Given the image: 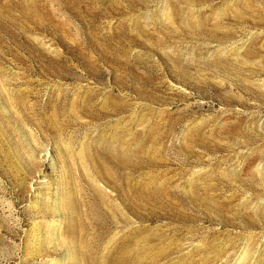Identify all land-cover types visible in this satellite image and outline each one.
I'll return each instance as SVG.
<instances>
[{"label": "rangeland", "instance_id": "1", "mask_svg": "<svg viewBox=\"0 0 264 264\" xmlns=\"http://www.w3.org/2000/svg\"><path fill=\"white\" fill-rule=\"evenodd\" d=\"M123 246L264 264V0H0V264Z\"/></svg>", "mask_w": 264, "mask_h": 264}, {"label": "bare ground", "instance_id": "2", "mask_svg": "<svg viewBox=\"0 0 264 264\" xmlns=\"http://www.w3.org/2000/svg\"><path fill=\"white\" fill-rule=\"evenodd\" d=\"M119 256L125 262V264H143V258L137 253L133 254L132 257L128 253L127 246H123Z\"/></svg>", "mask_w": 264, "mask_h": 264}]
</instances>
